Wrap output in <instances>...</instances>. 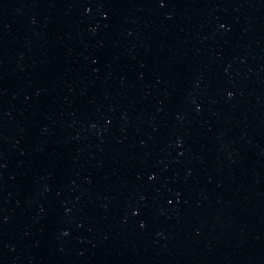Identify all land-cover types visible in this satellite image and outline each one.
I'll return each mask as SVG.
<instances>
[{
    "label": "water",
    "instance_id": "water-1",
    "mask_svg": "<svg viewBox=\"0 0 264 264\" xmlns=\"http://www.w3.org/2000/svg\"><path fill=\"white\" fill-rule=\"evenodd\" d=\"M0 264H264V0H0Z\"/></svg>",
    "mask_w": 264,
    "mask_h": 264
}]
</instances>
